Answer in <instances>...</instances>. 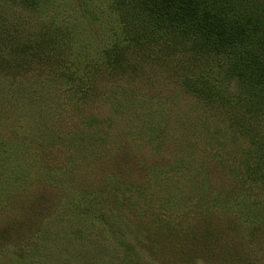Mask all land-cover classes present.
I'll return each instance as SVG.
<instances>
[{"label": "rangeland", "instance_id": "obj_1", "mask_svg": "<svg viewBox=\"0 0 264 264\" xmlns=\"http://www.w3.org/2000/svg\"><path fill=\"white\" fill-rule=\"evenodd\" d=\"M117 15L0 0V264H264V107L200 99L195 55Z\"/></svg>", "mask_w": 264, "mask_h": 264}, {"label": "trees", "instance_id": "obj_2", "mask_svg": "<svg viewBox=\"0 0 264 264\" xmlns=\"http://www.w3.org/2000/svg\"><path fill=\"white\" fill-rule=\"evenodd\" d=\"M108 1L112 12L125 23L123 30L132 28L135 36L137 29L144 31L134 39L137 44L146 42L151 48L165 40L166 50L195 55L186 85L188 89L197 85L191 91L200 99L223 103L230 112L244 108L255 113L264 107V0ZM123 48L105 50L104 56L116 63L117 69L130 66L136 73ZM24 63L28 66L27 60ZM221 68L225 80L215 82ZM231 80L236 91L224 94L225 84Z\"/></svg>", "mask_w": 264, "mask_h": 264}]
</instances>
